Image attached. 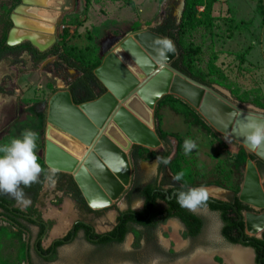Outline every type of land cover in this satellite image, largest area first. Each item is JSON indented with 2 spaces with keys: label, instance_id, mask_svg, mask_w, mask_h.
Wrapping results in <instances>:
<instances>
[{
  "label": "rangeland",
  "instance_id": "374dc122",
  "mask_svg": "<svg viewBox=\"0 0 264 264\" xmlns=\"http://www.w3.org/2000/svg\"><path fill=\"white\" fill-rule=\"evenodd\" d=\"M164 1L20 0L13 7L15 0H0V36L5 27V13L13 7L9 16L16 13L23 25L16 35L34 34L40 42L50 38L45 50L57 44L72 59L96 68L105 54L128 35L154 29L166 18L179 25L185 0L172 5L171 1ZM19 5L24 6V12L14 11ZM203 10V4L198 5L194 24L179 33L187 65L193 74L236 104L264 111V0H212L209 12L202 15ZM54 61L53 55L38 60L25 50L9 52L0 60V144L20 137L25 130H32L38 134L36 152L40 163L44 162L49 126L46 120L48 99L57 90L68 89L69 82L77 75L75 69ZM153 111L154 128L159 127L164 132L165 142L155 148L143 146L146 149L140 150V158L136 161L130 158V184L123 197L111 200L112 204L99 214H79L66 191L51 187L47 181L41 190L46 195L35 204L31 201L26 208L1 193L9 198L13 207L43 219L46 227L39 234V227L23 216L15 222L0 214V264H191L206 253L219 263L226 261L235 247L224 243L219 216L207 207L197 210L204 215L205 227L197 239L189 242L182 225L169 219L153 229L131 226L123 242L118 244L98 245L79 230L54 253L35 249L38 241L46 249L77 219L91 222L97 231H105L112 225L117 209L142 208L138 191L143 184L155 180L157 169L153 170L151 165L162 152L168 151L169 163L165 167L169 175H176L175 168L180 169L176 160L181 162V169L186 173L184 180L189 184L187 188L204 186L209 197L220 200L225 199L226 194L238 195L246 160L242 163L236 157L237 144L249 152L244 144L218 130L223 135L221 139L200 125L186 123L184 117L166 103L158 105L156 102ZM48 129L56 130L54 126ZM186 138L197 144L188 154L183 149ZM262 185L264 187V178ZM159 204L163 207V202ZM180 238L182 246L177 244ZM168 259L172 262L168 263ZM245 259L248 264H256L251 252L246 253Z\"/></svg>",
  "mask_w": 264,
  "mask_h": 264
},
{
  "label": "water",
  "instance_id": "95a60500",
  "mask_svg": "<svg viewBox=\"0 0 264 264\" xmlns=\"http://www.w3.org/2000/svg\"><path fill=\"white\" fill-rule=\"evenodd\" d=\"M14 11L22 13L24 6L19 5L14 8ZM17 17L16 13L10 15L13 27L8 32L6 43L16 45L27 40L38 50L44 51L50 44L49 41L47 44L40 45L30 36L14 38L16 28L23 26ZM164 37L166 36L152 29L139 30L111 48L93 71L95 78L105 89L99 97L76 104L68 89H59L48 99L47 131L50 126H54L59 133L76 138L85 146V150L81 157L77 158L47 135L44 163L49 169L69 173L87 205L92 209L111 205L109 201L119 199L129 185L132 171L129 152L133 144L151 148L161 145V140L154 128L153 108L156 102L166 94H173L185 100L216 130L241 142L249 152L264 160V148L249 149L243 137L233 132L238 119H243L250 114L258 120H264V111L244 108L214 87L175 68L171 62L176 57V50L175 53L167 54L166 61L160 59L147 41L151 40L155 43L157 38ZM137 54L147 58L149 63H137ZM155 81L160 83L159 90L154 95L147 96L146 91H153L151 87ZM208 97L211 98L210 104L206 103ZM101 100H105L106 103L102 105V109H98L96 115L99 116L98 119L85 113L82 106ZM217 106L219 109L213 110V107ZM237 110L239 114L233 115ZM108 153H115L124 161V170L114 172L106 165L101 170L99 165H103L104 160L108 158ZM82 165L86 169L84 173L90 180L97 182L105 191V193L100 192L99 203L95 205L89 202L77 181V173ZM263 178L255 162L247 158L244 177L237 196L242 203L252 209L246 210L241 216L244 222L243 231L249 236L259 237L264 230ZM211 201L214 199L209 197L208 202ZM250 231L252 232L249 233ZM246 242L247 240L241 237L239 244Z\"/></svg>",
  "mask_w": 264,
  "mask_h": 264
},
{
  "label": "trees",
  "instance_id": "16d2710c",
  "mask_svg": "<svg viewBox=\"0 0 264 264\" xmlns=\"http://www.w3.org/2000/svg\"><path fill=\"white\" fill-rule=\"evenodd\" d=\"M19 1L20 0H15L13 7ZM211 1L212 0H185L183 13L184 16L182 22L179 25L175 24L173 19L166 18L156 28L152 29L159 34L172 39L174 42L176 48V57L172 60L171 64L183 73L207 85H210L209 82L204 81L199 75L193 74L187 65L185 59V50L180 45L179 33L182 28L188 29L190 25L194 24L197 19V6L203 4L204 10L201 11L200 14L205 15L209 12ZM11 9L5 13V27L3 33L0 36V60L5 54L13 51H28L32 57H36L38 60H43L48 55H53L55 56V63H63L66 67L75 69L77 72V75L68 84V90L74 103L79 104L85 101L93 100L105 92L103 85L94 76L93 71L95 68L88 67L72 59L70 55L62 50L57 44L52 45L49 49L44 51L38 50L29 41H23L16 45H8L6 43V38L12 26V20L9 16ZM101 61L102 60H100L96 65L97 67ZM165 103L176 114H181L184 117L186 123H190L191 125H200L212 136H215L218 139H221L220 137L223 136L221 133L215 130L204 119V117L197 112L196 109H194L183 99L172 94H166L157 101L158 105ZM155 131L161 142H165L166 135L164 132L162 133L159 127H157ZM179 141V145L181 146L182 142L180 138ZM237 146L238 154L236 157H239L242 163H244L247 158H251L255 162L260 175L264 177V160L259 158L254 153L246 152L242 145L237 144ZM142 149L144 150L146 147L138 144L132 145L129 154L132 161H136L138 158H140V150ZM162 157L168 158V151L162 152ZM176 162L180 168H175L177 173L183 171V169H181V162L179 160H176ZM41 165L45 171L41 174L39 182L33 184L31 187L24 188L25 194L29 195L33 204L38 202L43 196L46 195V193H42L41 190L44 183L47 181L45 177L50 174L51 169H49L43 161H41ZM158 171L162 173V178L159 183H150L140 188L138 191V196L144 199L143 207L138 211H129L125 212L124 214L120 213L117 216V225L109 233L115 236L114 238L117 240L124 239L126 233L130 231V227L128 226L129 224H134L135 226L144 227L146 229H153L158 224L164 222L170 217H178L180 220H182V222L188 228L189 233L192 235L199 231L202 224L201 218L189 212L187 209L180 207L176 201L177 193L181 191H187L189 189L187 188L189 187L188 182L186 180L174 181L172 178L173 176L168 175L166 167L163 163L159 165ZM174 183H181V185L176 186ZM164 185L167 187H163ZM55 188L57 190H65L66 194L73 200L74 207L78 210L79 214L83 216L87 213L99 214L102 209H106V207L101 209H92L89 207L76 182L69 173L57 171V183ZM175 188H177L179 191L171 196V193ZM166 194L169 195V198L166 197ZM226 198L228 199L227 201L207 202V204L210 206V208L219 212L223 221V227L221 230L223 236L231 243H240V236L243 233L244 222L243 220H237V214L241 210L252 209L248 205L242 203L235 193L226 194ZM160 200L165 202V206L162 208H157V202ZM0 208L3 210L0 214L7 216L10 220L15 222H17L20 213H23L21 209L13 207L9 198L2 195L1 193ZM235 208L237 209L236 212L234 210ZM27 220L39 227V234L43 233L46 223L42 219H30L27 217ZM82 220L84 219L75 221L66 234L53 241L52 246L43 249L38 241L37 248L43 251H51L54 247L69 242L81 229H84L85 233L88 235L98 236L100 242H110L112 239H114L110 235L91 233L90 228L85 223H83ZM243 238L247 240L244 245L250 246L254 250L255 263L264 264V230L259 237L249 236L244 233Z\"/></svg>",
  "mask_w": 264,
  "mask_h": 264
},
{
  "label": "clouds",
  "instance_id": "9594fccd",
  "mask_svg": "<svg viewBox=\"0 0 264 264\" xmlns=\"http://www.w3.org/2000/svg\"><path fill=\"white\" fill-rule=\"evenodd\" d=\"M158 57L164 61L168 58V53H175V44L170 38H157L155 40ZM137 63L148 64L149 60L137 54ZM163 67V65H161ZM237 110L233 115H238ZM233 132L243 137L244 142L251 150L264 148V120H258L252 115H247L243 119H238ZM38 134L32 130H25L20 137H14L9 142L0 144V193L7 194L14 198L25 208L31 204V200L26 197L24 188L31 187L38 183L41 174L45 171L37 156ZM197 148L196 142L191 138H186L183 143L185 154ZM163 163L167 165L168 159L157 156L151 167L157 169ZM107 166L114 172L124 170V161L115 153H108V158L99 165L101 170ZM86 171V169H85ZM184 171L173 176L174 181H182L185 178ZM45 179L51 187L57 183V171L50 170ZM209 200V191L204 186L192 187L187 191L176 194L178 205L189 211L196 212L201 207L206 206ZM135 210V209H134Z\"/></svg>",
  "mask_w": 264,
  "mask_h": 264
},
{
  "label": "bare ground",
  "instance_id": "6f19581e",
  "mask_svg": "<svg viewBox=\"0 0 264 264\" xmlns=\"http://www.w3.org/2000/svg\"><path fill=\"white\" fill-rule=\"evenodd\" d=\"M19 22H20V20H19ZM18 29H19V27L16 28L15 33H14L15 39L20 38V37L30 36L34 39V41L36 43H38L40 45L47 44L48 41L50 42V40H51L50 38H48L46 41L40 42L37 40L36 35L29 34V33H25L22 35H16ZM147 42L150 45V47L156 51L155 43L151 40H148ZM157 81L154 82L155 84L153 85V87L150 86L151 90H153V91H151V92L146 91L147 96H152V95H154V93L156 91L159 90L158 86L160 85V83ZM188 90L193 91L191 89H188ZM210 100H211V98L208 97L206 99V103L210 104L211 103ZM104 103H106L105 100H101V101H98L96 103H91V104H88L86 106H82V108H83V110H85V113L87 115H91V117H93L94 119H98L99 116H96L98 113V109H102V105ZM218 109H219L218 106L213 107V110H218ZM224 111L227 112L225 109H224ZM47 135L52 140L59 143L62 146V148H64L68 152L72 153L77 158H80L82 153L85 150V146L81 142H79L76 138H75L76 140L72 139L70 135H65L64 133L63 134L59 133L54 129H48ZM84 170H85V167L82 165V167L80 168V171H78V173H77V175H78L77 181H78L84 195L86 196V198L89 200V202H91V204L95 205V204L99 203L100 192L105 193V191L102 189V187L97 182L90 180V178L87 176V174L84 173ZM109 202H111V200ZM209 260L210 259H207V257H205V256H200L199 258H196L195 261L191 262V264H213Z\"/></svg>",
  "mask_w": 264,
  "mask_h": 264
},
{
  "label": "flooded vegetation",
  "instance_id": "af4514ba",
  "mask_svg": "<svg viewBox=\"0 0 264 264\" xmlns=\"http://www.w3.org/2000/svg\"><path fill=\"white\" fill-rule=\"evenodd\" d=\"M176 1H178V0H175L174 2H176ZM173 1H171V5L174 3ZM169 175V174H168ZM171 176V175H170ZM161 178H162V173L161 172H159L158 171V168H157V175H156V178H155V180L153 181V182H147V183H145V184H143V186L142 187H144V186H146V185H148V184H150V183H154V182H156L157 184L159 183V181L161 180ZM130 184V183H129ZM174 185H176V186H180L181 185V183H174ZM141 187V188H142ZM163 187H167L166 185H164ZM175 190H178L177 188H175L173 191H172V193H176L177 191H175ZM179 191V190H178ZM171 193V194H172ZM167 195L168 194H166V197H167ZM174 195V194H173ZM121 197H123V194H122V196ZM137 197H139L138 196V194H137ZM141 200H142V203H143V205H144V199L142 198V197H139ZM211 198H213L214 199V201H211V202H217V201H227L228 199L227 198H225V199H216V198H214V197H211ZM161 202H163V207L165 206V202L164 201H162V200H160ZM160 201H158L157 202V208H162V207H159V203H160ZM143 205H142V207H143ZM110 206V205H109ZM161 206V205H160ZM108 207V206H107ZM204 207H207V208H209L212 212H215V213H217L218 214V216H219V219H220V221H221V223H220V236L222 237V239H223V241H224V243H227L228 245H234V244H236V243H231V242H229L224 236H223V234H222V227H223V221H222V219H221V216H220V214H219V212L218 211H216V210H214V209H212V208H210V206L208 205V204H206V206H204ZM201 208H203V207H201ZM200 208V209H201ZM141 209V208H140ZM140 209H137V210H134V209H132L131 207H127L126 209H124V210H120V209H117V211H116V214H115V216H114V218H113V221H112V225L110 226V228H108L107 230H105V231H97V230H95L94 229V227L92 226V224H91V222H88V221H85V220H82L83 221V223H85L89 228H90V232L91 233H94V234H99V235H110V236H112L113 238L115 237V236H113L112 234H109L110 233V231H112L113 229H114V227L117 225V216L121 213V214H124L125 212H129V211H138V210H140ZM235 210V212L237 211V209L235 208L234 209ZM189 211V210H188ZM246 210H241L240 212H238V214H237V220L239 221V220H242L241 219V216H242V214L245 212ZM189 212H191V213H193L194 215H196L197 217H199V218H201V220H202V224H201V226H200V229H199V231L196 233V234H194V235H192V234H190L189 233V231H188V228L186 227V225L182 222V220H180L178 217H170V218H167L166 220H169V219H174V220H177L181 225H182V227H183V230H184V237H185V239L187 240V242H189V241H191V240H195V239H197L200 235H201V233H202V231H203V229H204V227H205V218H204V215L202 214V213H199L198 211H196V212H192V211H189ZM92 214V213H91ZM20 216H23L26 220H27V217H29L30 219H35V217H33V216H31V215H27V214H25V213H20ZM19 216V217H20ZM43 220V219H42ZM77 220H79V219H77ZM77 220H75V221H77ZM165 220V221H166ZM28 221V220H27ZM44 221V220H43ZM74 221V222H75ZM164 221V222H165ZM29 222V221H28ZM45 222V221H44ZM74 222H73V224H74ZM31 223V222H30ZM163 223V222H162ZM72 224V225H73ZM71 225V226H72ZM129 227H131V226H135L134 224H129L128 225ZM46 227V226H45ZM137 227H140V226H137ZM71 228V227H70ZM69 228V229H70ZM141 228H143V229H146V228H144V227H141ZM68 229V230H69ZM67 230V231H68ZM82 230V232H83V234H84V236L86 237V239H88V240H91L93 243H96V244H98V245H104V246H107V245H110V244H118V243H121V242H123V240L124 239H122V240H117L116 238H114V239H112L110 242H100L99 241V237L98 236H92V235H88V234H86L85 233V231H84V229H81ZM128 233V232H127ZM127 233H126V235H127ZM64 234H66V233H64ZM63 234V235H64ZM243 234H244V231H243V233L241 234V236H240V238L241 237H243ZM63 235H61V236H63ZM125 235V236H126ZM60 236V237H61ZM60 237H57V238H55L54 240H56V239H58V238H60ZM125 238V237H124ZM53 240V241H54ZM53 241L48 245V247H50V246H52V243H53ZM37 243L38 242H36L35 243V248H36V250L37 251H43V250H39L38 248H37ZM65 244V243H64ZM61 245H63V244H61ZM61 245H58V246H56V247H54L53 248V250H49V251H47V253L49 254L50 252L51 253H54L55 252V250L57 249V247H59V246H61ZM242 245H244V244H242ZM47 247V248H48ZM209 247V246H208ZM207 247V248H208ZM252 248V247H251ZM51 249V248H50ZM177 252V251H176ZM179 252V251H178ZM178 254V253H177ZM43 255H45V254H43ZM174 255V254H173ZM175 256V255H174ZM208 259V258H207ZM166 261H168V263H171L172 261H169V259L168 260H166Z\"/></svg>",
  "mask_w": 264,
  "mask_h": 264
},
{
  "label": "crops",
  "instance_id": "0c3cea01",
  "mask_svg": "<svg viewBox=\"0 0 264 264\" xmlns=\"http://www.w3.org/2000/svg\"><path fill=\"white\" fill-rule=\"evenodd\" d=\"M27 10H29V9H27ZM251 232L252 231H250L249 233H251ZM177 244H178V246H182V244H184L183 240H181V238H180V241L177 239ZM229 246H233L235 248L230 253H228V258L229 259L226 257V259H227L226 261L223 260V262L219 263V262H217V261H215L213 259L214 256H212L210 253H206L205 257L210 259L209 261H211V263H213V264H248V262L245 259L246 258V253H250L251 252L254 255V250L250 246L249 247H250L251 250L250 249L247 250L246 248L248 246L242 245V244H239V243H236L234 245H229ZM191 261H193V260H191Z\"/></svg>",
  "mask_w": 264,
  "mask_h": 264
},
{
  "label": "built area",
  "instance_id": "2783aa9c",
  "mask_svg": "<svg viewBox=\"0 0 264 264\" xmlns=\"http://www.w3.org/2000/svg\"><path fill=\"white\" fill-rule=\"evenodd\" d=\"M164 1V0H163ZM167 1H175V0H165L164 2H167Z\"/></svg>",
  "mask_w": 264,
  "mask_h": 264
}]
</instances>
